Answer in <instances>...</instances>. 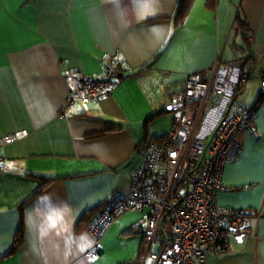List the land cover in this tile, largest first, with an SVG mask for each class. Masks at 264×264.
<instances>
[{"label":"crops","instance_id":"1","mask_svg":"<svg viewBox=\"0 0 264 264\" xmlns=\"http://www.w3.org/2000/svg\"><path fill=\"white\" fill-rule=\"evenodd\" d=\"M179 2L0 0V137L16 136L0 148V264H138L147 210L119 216L95 261L84 214L130 193L145 141L168 133L167 105L188 76L246 56L255 62L236 102L258 106L236 136L241 153L224 167L218 202L261 216L248 218L244 242L224 236L230 248L208 262L264 264V0H192L182 19ZM110 62L122 70L111 95L69 106L76 75L98 78ZM32 174L54 179L38 190ZM21 223L22 244L8 254Z\"/></svg>","mask_w":264,"mask_h":264},{"label":"built area","instance_id":"2","mask_svg":"<svg viewBox=\"0 0 264 264\" xmlns=\"http://www.w3.org/2000/svg\"><path fill=\"white\" fill-rule=\"evenodd\" d=\"M247 61L239 57L187 77L184 90L167 105L172 124L166 139L146 144L144 163L133 172L130 193L111 198L89 222L95 240L87 254L89 261L97 259L100 241L117 218L129 212L149 213L139 232L148 237L150 245L138 264H209V256L230 248L224 236L232 234L242 243L250 235L248 218L260 217L261 212L223 208L218 202L224 167L241 153L236 136L252 128L257 110L235 100L250 79L245 71ZM258 71L264 93V71ZM76 80L67 99L69 106L107 98L118 76L110 62L100 77L80 72ZM15 140V135L0 137V148ZM4 167L0 155V170ZM157 238L162 244L154 252L150 246Z\"/></svg>","mask_w":264,"mask_h":264},{"label":"trees","instance_id":"3","mask_svg":"<svg viewBox=\"0 0 264 264\" xmlns=\"http://www.w3.org/2000/svg\"><path fill=\"white\" fill-rule=\"evenodd\" d=\"M191 1L192 0H180V2H179V5H178V8H177V17H179L180 19H182L183 18V16L185 15V13L187 12V9L189 8V6H190V4H191ZM209 2L210 1H212V0H208ZM247 58H248V61H247V64L251 61V64H252V62L254 63L255 61L254 60H252L253 58H251L250 56L248 57V56H246ZM113 63V62H112ZM113 65H114V67H115V70L117 71V76H118V81L120 80L119 79V76H120V72H122V70H120V63L119 62H117V64L115 63H113ZM254 64H252V66H253ZM246 71V70H245ZM250 73L253 71V68L251 67V70L249 69L248 70ZM249 72H247L248 73V75L250 76V73ZM187 80V79H186ZM117 81V82H118ZM185 85H186V81H185ZM185 88V87H184ZM241 89H242V86L240 87V89H239V91L237 92V95H238V93L241 91ZM184 90V89H183ZM182 90V91H183ZM182 91H180V92H182ZM179 93V92H178ZM174 95H176V94H174ZM257 106H258V104H256L255 106H253V107H251V108H253V110H255L256 108H257ZM166 139V135L165 136H161V137H155V138H153V139H151L152 141H155V142H157V143H162V142H164V140ZM151 140H148V141H145L146 143L145 144H147L149 141H151ZM146 147V146H145ZM33 176H36V177H39V178H41V180H42V182H41V184H40V186H39V188H38V190H41V189H43L47 184H49L54 178H47V177H43V176H40V175H37V174H32ZM37 190V191H38ZM109 201V200H108ZM107 201V202H108ZM106 202V203H107ZM106 203H105V205H103V207H105L106 206ZM103 207L102 206H99V207H96L95 209H93V211L92 212H95V211H99V209L101 208V210L100 211H102V209H103ZM92 212L91 213H89V212H87L86 214H84V216L86 217H88L89 219V222H91V220H93V218H92ZM91 214V215H90ZM91 218H90V217ZM85 217H83V218H85ZM86 219V218H85ZM139 227L140 226H138L137 227V230L139 231ZM136 230V229H135ZM22 235H23V224L21 223L20 224V227H19V229H18V232H17V235H16V237H15V240H14V244H13V247L11 248V250L9 251V253L8 254H12V253H14L16 250H17V248H19V246H21V244H22ZM98 252H99V250H97V254H98ZM140 259V258H139ZM139 259H138V261L136 262V263H139Z\"/></svg>","mask_w":264,"mask_h":264},{"label":"water","instance_id":"4","mask_svg":"<svg viewBox=\"0 0 264 264\" xmlns=\"http://www.w3.org/2000/svg\"><path fill=\"white\" fill-rule=\"evenodd\" d=\"M237 97H235V100H236Z\"/></svg>","mask_w":264,"mask_h":264}]
</instances>
